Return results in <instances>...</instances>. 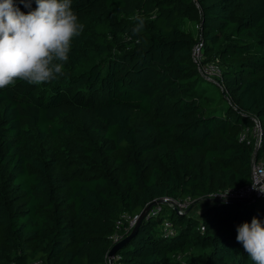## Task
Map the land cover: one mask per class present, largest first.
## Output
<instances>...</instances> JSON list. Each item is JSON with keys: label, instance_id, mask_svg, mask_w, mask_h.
Returning a JSON list of instances; mask_svg holds the SVG:
<instances>
[{"label": "trees", "instance_id": "trees-1", "mask_svg": "<svg viewBox=\"0 0 264 264\" xmlns=\"http://www.w3.org/2000/svg\"><path fill=\"white\" fill-rule=\"evenodd\" d=\"M72 9L83 30L65 75L0 89V264H108L122 213L242 187L252 159L264 160V0H72ZM137 17L144 27L133 34ZM198 23L224 91L192 59ZM256 120L257 148L252 135L240 139ZM202 203L150 209L119 263L253 264L236 229L264 221V198Z\"/></svg>", "mask_w": 264, "mask_h": 264}, {"label": "clouds", "instance_id": "clouds-1", "mask_svg": "<svg viewBox=\"0 0 264 264\" xmlns=\"http://www.w3.org/2000/svg\"><path fill=\"white\" fill-rule=\"evenodd\" d=\"M0 0V89L19 79L39 85L65 75L70 42L79 37L83 24L72 9V0ZM19 5L29 9L27 14ZM144 20L132 28L139 34ZM236 240L253 264H264V221L237 226Z\"/></svg>", "mask_w": 264, "mask_h": 264}, {"label": "built area", "instance_id": "built-area-1", "mask_svg": "<svg viewBox=\"0 0 264 264\" xmlns=\"http://www.w3.org/2000/svg\"><path fill=\"white\" fill-rule=\"evenodd\" d=\"M198 32V41L193 45L192 48V59L197 66L200 75L208 82L219 86L223 91V81H222V71L220 67L213 62L205 63L204 55V40L199 31L201 25L198 23L196 25ZM256 127L253 130L247 128L244 130L240 136L241 140L249 139L252 135L256 139V148L261 143L262 132L261 127L256 120ZM258 198H264V160L256 161L255 158L252 159V169H251V181L242 186L234 188H226L206 195L198 200L192 197H185L180 199H175L172 197H163L160 199L162 203L169 205L172 209L176 210L180 214L189 212L197 202L211 201V202H224V201H251ZM159 201V200H157ZM162 203H157L156 206L151 209V213H156L159 206ZM140 218V214L131 215L128 213H122L116 222L115 232L110 237L111 247L106 255L108 264H120V256H109L111 248L122 241L126 235H128L132 229L135 227L136 223ZM163 231L167 235L174 234V223L166 218L162 225ZM200 230L204 231L205 227L201 224Z\"/></svg>", "mask_w": 264, "mask_h": 264}, {"label": "water", "instance_id": "water-1", "mask_svg": "<svg viewBox=\"0 0 264 264\" xmlns=\"http://www.w3.org/2000/svg\"><path fill=\"white\" fill-rule=\"evenodd\" d=\"M157 203H162V201L161 200L153 201L147 207H145V209L141 212L140 218H139L138 222L136 223L135 227L133 228L131 234L129 236H127L126 238H124L119 243L115 244L111 248V250L109 252V256H112V257L115 256L117 254V252L128 242V240L131 238V236H133L135 234L137 228L139 227V225L143 221V219L146 217L149 210L152 209Z\"/></svg>", "mask_w": 264, "mask_h": 264}, {"label": "rangeland", "instance_id": "rangeland-1", "mask_svg": "<svg viewBox=\"0 0 264 264\" xmlns=\"http://www.w3.org/2000/svg\"><path fill=\"white\" fill-rule=\"evenodd\" d=\"M86 68H87V65H83V66H82L81 68H79V69L81 70V69H86ZM217 94H218L217 92L214 93V95H217ZM202 204H204V203L197 204V205L195 206L194 209H195L196 211H198L199 209L202 208ZM170 213H171V212L169 211L168 214H170Z\"/></svg>", "mask_w": 264, "mask_h": 264}]
</instances>
